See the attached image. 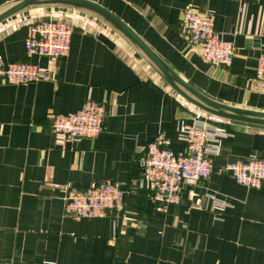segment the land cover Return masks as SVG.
<instances>
[{"label":"crops","instance_id":"crops-1","mask_svg":"<svg viewBox=\"0 0 264 264\" xmlns=\"http://www.w3.org/2000/svg\"><path fill=\"white\" fill-rule=\"evenodd\" d=\"M10 1L0 0V8ZM92 1L129 25L198 92L264 111V92L251 83L264 54V0ZM48 9L70 19L69 50L60 58L25 50L34 12ZM186 9L214 14V28L235 49L229 66L211 65L190 47L179 26ZM0 59L54 71L47 81L0 82V264H264V185L245 187L226 168L251 151L264 159V126L196 107L121 34L85 11L45 6L4 19ZM85 99L106 103L96 138L50 131L52 114L73 112ZM201 114L231 135L212 158L211 175L192 187L181 183L180 203L163 211L141 185L142 154L154 139L186 149L180 130ZM103 179L129 190L119 215L64 214L69 188ZM210 193L231 204L220 218L210 209Z\"/></svg>","mask_w":264,"mask_h":264},{"label":"built area","instance_id":"built-area-1","mask_svg":"<svg viewBox=\"0 0 264 264\" xmlns=\"http://www.w3.org/2000/svg\"><path fill=\"white\" fill-rule=\"evenodd\" d=\"M180 30L190 47L214 66H229L234 54L231 41L224 40L214 28V14L193 9L183 11ZM72 28L69 21L56 16H45L30 25L25 50L30 55L60 58L69 50ZM54 77V71L34 62L4 63L0 59V82L28 84L47 81ZM252 87L264 92V54L257 58ZM106 103L101 100L85 99L80 108L70 113H54L51 116L50 131L68 138L84 136L96 138L104 129ZM231 135L229 130L217 124L208 115H197L192 123L182 127L180 139L186 149L175 150L154 139L146 145L141 157V185L149 190L153 200L163 211L172 204H179V185L192 187L199 180L208 178L212 171V158L220 149L222 139ZM237 183L253 189L264 185V159L251 151L244 160L229 163ZM129 190L121 188L114 181L103 179L90 183L83 189L69 188L63 207L64 214L79 218L117 216L123 209ZM193 193L189 191V198ZM211 211L222 217L231 204L215 194H208Z\"/></svg>","mask_w":264,"mask_h":264},{"label":"water","instance_id":"water-1","mask_svg":"<svg viewBox=\"0 0 264 264\" xmlns=\"http://www.w3.org/2000/svg\"><path fill=\"white\" fill-rule=\"evenodd\" d=\"M45 6H63L85 11L108 24L128 41L170 88L201 110L224 120L264 126V111L217 102L198 92L173 70L129 25L92 0H13L0 8V22L16 13Z\"/></svg>","mask_w":264,"mask_h":264},{"label":"rangeland","instance_id":"rangeland-1","mask_svg":"<svg viewBox=\"0 0 264 264\" xmlns=\"http://www.w3.org/2000/svg\"><path fill=\"white\" fill-rule=\"evenodd\" d=\"M42 12H45V13H42ZM34 14H36L37 16V18L35 19V20H37V19H39V18H43V17H45V16H51V15H53V16H56L57 18H60V19H64V20H67V21H69L70 19L67 17V16H63V14L62 15H60L61 13L58 11V9H55V10H46V11H37V12H34Z\"/></svg>","mask_w":264,"mask_h":264},{"label":"trees","instance_id":"trees-1","mask_svg":"<svg viewBox=\"0 0 264 264\" xmlns=\"http://www.w3.org/2000/svg\"><path fill=\"white\" fill-rule=\"evenodd\" d=\"M43 18H39V19H37V20H35V21H38V20H42Z\"/></svg>","mask_w":264,"mask_h":264}]
</instances>
